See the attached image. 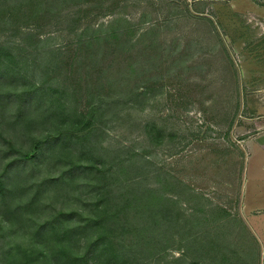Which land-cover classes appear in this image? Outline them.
Wrapping results in <instances>:
<instances>
[{"label": "rangeland", "instance_id": "1", "mask_svg": "<svg viewBox=\"0 0 264 264\" xmlns=\"http://www.w3.org/2000/svg\"><path fill=\"white\" fill-rule=\"evenodd\" d=\"M263 121L264 0H0V264H264Z\"/></svg>", "mask_w": 264, "mask_h": 264}, {"label": "crops", "instance_id": "2", "mask_svg": "<svg viewBox=\"0 0 264 264\" xmlns=\"http://www.w3.org/2000/svg\"><path fill=\"white\" fill-rule=\"evenodd\" d=\"M264 121L261 124V129L258 128L251 132L245 139L248 145L246 158L250 164V173L244 177L241 187V204L240 215L242 221H246L247 217L260 223L263 229L264 236ZM244 174V165H243ZM258 214H262L259 216ZM264 242V241H263ZM263 245V244H262Z\"/></svg>", "mask_w": 264, "mask_h": 264}, {"label": "trees", "instance_id": "3", "mask_svg": "<svg viewBox=\"0 0 264 264\" xmlns=\"http://www.w3.org/2000/svg\"><path fill=\"white\" fill-rule=\"evenodd\" d=\"M35 144H38V143H34ZM37 146V145H35ZM29 152H26L25 153V156H29ZM98 211H99V214H100V217L98 220H103V221H106L107 223H111V221L113 220L114 216L111 215L110 213H108L109 211V206L108 205H99L98 207ZM118 248V247H116ZM37 264H43L42 262H38Z\"/></svg>", "mask_w": 264, "mask_h": 264}]
</instances>
